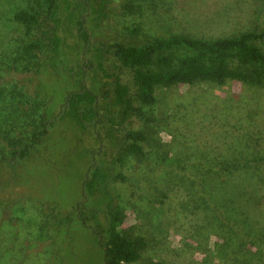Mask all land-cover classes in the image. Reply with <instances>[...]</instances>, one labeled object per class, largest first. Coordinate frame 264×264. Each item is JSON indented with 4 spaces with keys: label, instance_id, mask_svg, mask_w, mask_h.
<instances>
[{
    "label": "rangeland",
    "instance_id": "obj_1",
    "mask_svg": "<svg viewBox=\"0 0 264 264\" xmlns=\"http://www.w3.org/2000/svg\"><path fill=\"white\" fill-rule=\"evenodd\" d=\"M121 2L149 6L147 0H110L102 10L104 15L89 12L85 18L93 42L117 41L140 45L151 37L170 33L214 38L248 32L257 35V38L250 36L249 41L264 52V0H163L161 4L156 3L152 15L147 11L143 15L127 12L120 5ZM39 5V0H0L2 148L7 139L25 137L40 120L51 119L57 114L64 91L73 85L75 63L80 62L81 42L75 36L73 24L65 20L63 9L59 10L62 21L58 55L51 56V52L45 48L31 54L21 53L23 43L42 40L41 31L48 24L39 20L31 31L25 33L23 27L12 19V12L31 9L41 19L43 12ZM78 13L85 11L81 8ZM135 26L139 27L137 33L128 32V28ZM86 56L93 59L91 51ZM102 62L104 72L93 68L85 75L88 87L98 95L97 109L101 122L81 130L68 120L57 119L42 142L27 157L0 164V264L100 263V250L94 232L102 234L106 225L104 203L112 195L108 187L116 171L111 158L122 142L125 131L134 130L139 124L134 115L121 124L117 123V109L111 97V74L116 72L122 81H128V77L109 53H104ZM106 90H109L107 95L102 96ZM244 93L246 101L241 103V98L237 103V98L242 95L236 82L218 88L202 83L192 87L181 85L159 92L163 98L156 105V122L162 124L164 121H160V118L167 121L162 124L165 129L157 130L161 148L170 157L180 160L188 152L195 155L198 150L189 141L193 143L200 139L203 142L204 136L209 141L210 137H216L215 133L223 136L228 132L233 135L232 125L226 126L225 133L214 127L213 116H222L224 121L225 116L227 118L229 115L230 121L231 118L238 119L245 124V114L256 104L258 93L254 95L249 90ZM259 95L260 104L264 105L261 93ZM178 102L179 105H176ZM254 108L260 114L253 123L264 124V119H261L264 108ZM198 109L205 110L208 117L195 119ZM169 114L175 115L174 120L173 117L166 118ZM250 126L248 124L247 128L242 127L238 131L244 136L252 134L256 126ZM252 136L247 138L250 149L253 148ZM218 144L221 146L211 149L212 154L216 150L228 149L221 140ZM140 162L132 161V172L139 174L138 177L130 175L128 183L149 199L135 203L139 207L137 212L127 205L123 209L121 227L127 228L137 222L142 225L146 237L154 238L150 239L151 244L142 253V258L160 260L164 264H235L226 257L225 249L220 248L225 247V243L219 235H209L210 229L195 232L188 226L187 217H179L180 214L168 209L165 212L159 210L157 197L162 199L160 195L166 187H187L189 181L186 180L185 185H181L178 179L172 182L167 172L163 178H154L151 171L156 170L158 165L150 159ZM93 163L99 166L100 186L104 195H87L81 212L85 217V225L82 226L77 219L75 204L83 200L82 181ZM174 168L170 165L166 170L173 172L170 169ZM210 197L213 201L217 196ZM177 200L183 201L182 195ZM227 205L230 207H224L225 202L218 205L215 201L209 207L226 219V215L233 216L230 221L234 234L242 235V230L246 232L247 229H251L250 232L264 230L262 222L255 220V217L248 220L250 212L246 213L236 204ZM65 215L71 218L70 222H67ZM247 223L249 228L246 227ZM235 227H240V232Z\"/></svg>",
    "mask_w": 264,
    "mask_h": 264
},
{
    "label": "trees",
    "instance_id": "obj_2",
    "mask_svg": "<svg viewBox=\"0 0 264 264\" xmlns=\"http://www.w3.org/2000/svg\"><path fill=\"white\" fill-rule=\"evenodd\" d=\"M39 1V7L43 12L41 19L37 12L31 9H18L12 12V19L23 27L25 33L31 31L39 20L48 24L41 31L42 40L23 43L20 47L21 53L31 54L35 50L45 48L51 52V56L58 55L61 44L59 28L62 21L59 10L63 9L65 20L73 24L75 36L81 42L80 62L75 63L73 85L64 91L57 114L51 119L40 120L27 136L7 139L5 146L0 147V164L13 163L27 157L30 151L42 142L57 119L68 120L81 130L101 122L97 109L98 95L88 87L85 75L93 68L104 72L102 61L104 53L107 52L115 58L128 77V81H122L116 72L111 74L113 76L111 97L117 109V123L121 124L134 115L139 124L134 130L125 131L122 142L111 158L116 171L108 187L112 195L104 203L106 225L102 234L94 232L100 250L99 264H164L160 260L142 258V253L154 239L151 237L150 240L145 236L142 225L136 222L127 228L121 227L123 209L128 205L137 212L138 206L135 203L149 199L128 183L129 176L134 174L132 161L141 164L140 161L146 159L158 165L156 170L151 171L154 178H163L167 172L172 182L178 179L182 182L181 185H185V181H189L187 187H166L161 192L162 199L157 197L159 210L165 212V209H168L180 214L179 217H187L188 226L190 225L195 232L210 229L209 235L216 237L219 235L225 243V247L220 248L228 250H224V254L233 263L264 264V230L250 232L251 229H247L246 232L242 230V235L234 234L231 231L233 223L230 221L233 216L226 215L227 220L224 216L217 215L213 207H209V204L215 201L218 205L225 202L226 208L230 207L227 203L236 204L246 213L250 212L248 220L255 217V220L261 221L264 225V124L253 123L260 114L254 107L264 108L258 99L261 93L264 101V52L249 41L250 36L257 38V35L242 32L233 36L199 38L184 33H170L166 36L151 37L140 45L117 41L93 42L85 17L91 11L104 15L102 10L110 0ZM147 1L148 7H141L139 4L133 6L129 2H121L120 5L130 13L143 15L147 11L152 15L155 13L156 3L163 2ZM81 8L85 13H78ZM127 30L134 34L139 31V27H130ZM88 51H91L93 59L86 56ZM229 82L240 85V95L243 97L239 96L237 103L241 98L243 99L241 103L246 101L244 96L246 90L254 95L258 93L256 104L245 114V124H241L238 119L231 118L230 121L229 115L227 118L225 116L223 121L222 116L215 118L212 114L215 119L214 127L225 133L226 126L232 125L234 126L232 133H235L229 135L226 132L223 136L215 133L216 137H210L209 141L205 140V136L203 142L200 139L194 140L193 143L189 141L198 150L195 151V155L188 152L185 158L180 160L167 155L157 137V130L165 129L162 124L167 122L161 118L160 121H164L162 124L156 122L158 120L156 105L158 100L163 98L159 92L176 86L192 87L201 83L218 88ZM108 91H104L102 96L107 95ZM247 101L250 102L248 99ZM176 105H179V102ZM204 112L205 110L199 109L195 111V119L208 117ZM171 117L174 120L175 115L166 116ZM175 119L177 120V117ZM248 124L251 125L250 128L256 126V129L252 134L248 133L245 136L240 134L238 130L242 127L247 128ZM248 136L253 137L252 149ZM219 139L223 145L227 144L228 149L216 150L212 154L211 149L221 146L218 144ZM170 165L175 166L174 169H170L173 172L166 170ZM137 174L139 173L134 175L138 177ZM100 175L99 166L93 163L82 181L83 200L75 204L77 219L82 226L85 225V217L81 212L87 195L93 193L104 195L100 186ZM141 177L146 179L144 175ZM227 194L230 196H226ZM179 195H182L183 201L177 200ZM210 196H217L216 200L212 201ZM65 219L67 222L71 221L68 215H65ZM246 227L249 228L248 223ZM235 229L240 232V227ZM212 244L214 245V242Z\"/></svg>",
    "mask_w": 264,
    "mask_h": 264
}]
</instances>
